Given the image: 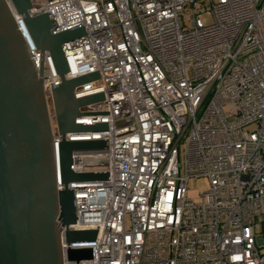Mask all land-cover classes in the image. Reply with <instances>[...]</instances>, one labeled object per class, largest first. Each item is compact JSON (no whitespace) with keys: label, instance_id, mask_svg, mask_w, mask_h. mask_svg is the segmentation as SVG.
Here are the masks:
<instances>
[{"label":"built area","instance_id":"1","mask_svg":"<svg viewBox=\"0 0 264 264\" xmlns=\"http://www.w3.org/2000/svg\"><path fill=\"white\" fill-rule=\"evenodd\" d=\"M4 1L41 72L59 192L50 97L60 80ZM29 1L28 16L46 14L52 35L84 29L62 47L65 79L97 74L74 97L103 100L76 123L107 127L64 136L104 141L73 152L70 170L106 178L66 186L76 220L56 219L62 264H264V0ZM190 178L208 181L199 202L187 196ZM66 230L96 235L67 244ZM68 250L91 257L68 261Z\"/></svg>","mask_w":264,"mask_h":264},{"label":"water","instance_id":"2","mask_svg":"<svg viewBox=\"0 0 264 264\" xmlns=\"http://www.w3.org/2000/svg\"><path fill=\"white\" fill-rule=\"evenodd\" d=\"M22 17L36 50L48 52L60 84L51 92L58 134L60 179L56 190L52 132L42 91L41 72L36 73L23 37L4 0H0V264H62L60 228L75 223L73 194L66 186L105 180L101 173L76 174L70 170L73 152L101 151L104 141H73L66 134L106 131L104 124H77L85 107L103 100L101 94L76 99L74 91L97 80L96 73L67 80L62 47L83 37L82 27L57 35L50 33L46 14L29 17V0H10ZM95 231L66 230L67 244L94 240ZM68 261L90 259L89 250H68Z\"/></svg>","mask_w":264,"mask_h":264},{"label":"rangeland","instance_id":"3","mask_svg":"<svg viewBox=\"0 0 264 264\" xmlns=\"http://www.w3.org/2000/svg\"><path fill=\"white\" fill-rule=\"evenodd\" d=\"M187 21V16L185 18ZM202 21L204 23L209 22V18L205 15L202 16ZM208 189V181L206 178H190L187 181V196L194 202H199L200 197L203 192Z\"/></svg>","mask_w":264,"mask_h":264},{"label":"bare ground","instance_id":"4","mask_svg":"<svg viewBox=\"0 0 264 264\" xmlns=\"http://www.w3.org/2000/svg\"><path fill=\"white\" fill-rule=\"evenodd\" d=\"M71 137H77L76 135H71ZM80 137V136H79ZM76 141H80V140H76Z\"/></svg>","mask_w":264,"mask_h":264}]
</instances>
